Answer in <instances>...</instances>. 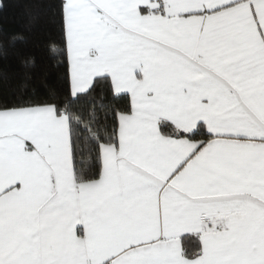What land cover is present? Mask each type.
<instances>
[{"label":"snow or ice","instance_id":"snow-or-ice-1","mask_svg":"<svg viewBox=\"0 0 264 264\" xmlns=\"http://www.w3.org/2000/svg\"><path fill=\"white\" fill-rule=\"evenodd\" d=\"M30 2L63 74L0 72V264H264V0Z\"/></svg>","mask_w":264,"mask_h":264},{"label":"trees","instance_id":"trees-1","mask_svg":"<svg viewBox=\"0 0 264 264\" xmlns=\"http://www.w3.org/2000/svg\"><path fill=\"white\" fill-rule=\"evenodd\" d=\"M3 11H0V36L6 41L11 34L22 32L26 40L23 44L10 47L5 43V53L0 59V72L15 75L20 71V62L33 57L35 67L31 69L34 81L59 85L63 69L59 67L62 37L59 25L51 14L38 10L30 0H2ZM31 16H36L31 20ZM55 48V59H50V49ZM107 87V85H98ZM89 99H92L91 97ZM87 103L86 101L84 102ZM73 135L79 136L77 145L76 169L78 173H87L96 161L93 137L96 133L87 128V122L80 125L73 117Z\"/></svg>","mask_w":264,"mask_h":264}]
</instances>
